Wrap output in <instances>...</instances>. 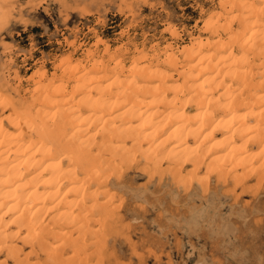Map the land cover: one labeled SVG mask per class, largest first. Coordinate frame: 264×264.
<instances>
[{
  "label": "bare ground",
  "instance_id": "obj_1",
  "mask_svg": "<svg viewBox=\"0 0 264 264\" xmlns=\"http://www.w3.org/2000/svg\"><path fill=\"white\" fill-rule=\"evenodd\" d=\"M219 4L183 61L140 50L127 62L97 43L51 78L32 74L27 98L0 84V264L109 257V238L125 235L116 190L133 169L189 197H208L213 180L236 204L264 193V0Z\"/></svg>",
  "mask_w": 264,
  "mask_h": 264
},
{
  "label": "rangeland",
  "instance_id": "obj_2",
  "mask_svg": "<svg viewBox=\"0 0 264 264\" xmlns=\"http://www.w3.org/2000/svg\"><path fill=\"white\" fill-rule=\"evenodd\" d=\"M9 1L0 28V84L12 97L27 98L32 74L45 71L51 78L62 58L83 59L97 43L100 50L121 48L127 62L140 50L181 58L184 46L205 38L203 24L221 0ZM168 26L179 36L166 32ZM156 183L137 169L129 172L114 206L125 235L109 238L111 259L97 255L90 264H264V193L236 204V197L214 194L215 180L203 199L172 192L166 182L159 190ZM90 230L87 241L98 242L100 228ZM65 258L73 263V254Z\"/></svg>",
  "mask_w": 264,
  "mask_h": 264
}]
</instances>
